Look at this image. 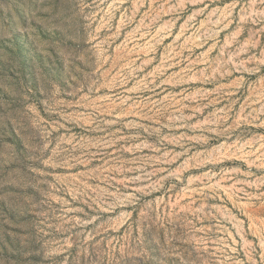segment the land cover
Instances as JSON below:
<instances>
[{"label": "rangeland", "instance_id": "rangeland-1", "mask_svg": "<svg viewBox=\"0 0 264 264\" xmlns=\"http://www.w3.org/2000/svg\"><path fill=\"white\" fill-rule=\"evenodd\" d=\"M0 264H264V0H0Z\"/></svg>", "mask_w": 264, "mask_h": 264}]
</instances>
